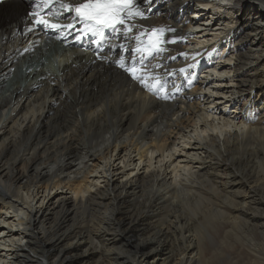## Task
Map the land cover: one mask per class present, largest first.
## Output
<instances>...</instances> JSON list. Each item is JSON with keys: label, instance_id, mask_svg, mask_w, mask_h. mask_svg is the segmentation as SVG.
Listing matches in <instances>:
<instances>
[{"label": "bare ground", "instance_id": "bare-ground-1", "mask_svg": "<svg viewBox=\"0 0 264 264\" xmlns=\"http://www.w3.org/2000/svg\"><path fill=\"white\" fill-rule=\"evenodd\" d=\"M36 3L0 7V264H237L230 234L264 264V0H136L116 47L145 27L174 41L144 61L152 91L76 51L37 71L67 37L32 25L21 51Z\"/></svg>", "mask_w": 264, "mask_h": 264}, {"label": "snow or ice", "instance_id": "snow-or-ice-1", "mask_svg": "<svg viewBox=\"0 0 264 264\" xmlns=\"http://www.w3.org/2000/svg\"><path fill=\"white\" fill-rule=\"evenodd\" d=\"M57 4L62 12L75 13L74 19L78 18L84 24V28L81 29L82 35L89 33L92 35H102L104 29H110L114 33L122 31L127 36L128 33L132 32L134 27L129 22L136 17L143 18V13L138 8L136 0H83L79 4L66 3L64 0H37L34 10L28 13L31 17L30 22L35 26H42L46 29L73 28V24L62 25L54 23L49 18L54 15L58 18V14L54 12ZM28 31H32V29L29 28ZM162 35L163 30L155 28L150 33L146 30L136 35L135 39L138 41V44L132 51L134 53V60L135 54L138 53L140 55L141 63L139 66L135 63L127 66L123 58L117 62L119 67L128 73L133 80L138 81L150 91L156 89L160 81L157 79L149 82L148 69L143 65L142 61L147 56L164 51V43L174 42L163 40ZM77 39H80V37L78 36ZM25 51H28V49H25ZM181 71L183 72L184 69H181Z\"/></svg>", "mask_w": 264, "mask_h": 264}, {"label": "rangeland", "instance_id": "rangeland-1", "mask_svg": "<svg viewBox=\"0 0 264 264\" xmlns=\"http://www.w3.org/2000/svg\"><path fill=\"white\" fill-rule=\"evenodd\" d=\"M160 16V15H159ZM50 68V70H51V67H49ZM259 97H260V95H259ZM222 206H224V207H226V205H224V204H221ZM227 209L229 208V207H226ZM230 209V208H229ZM219 222V221H218ZM216 225H219L218 223H216V224H214V228H209V230H210V232L214 235V236H216V233H214V229H215V226ZM203 229H204V226L200 229L201 231H203ZM224 229H226V230H229V228H228V226H225V228ZM231 236H233L232 234H230L229 236H228V240H226V241H224L225 243H227V245L226 246H224V247H226L227 249H225L224 250V255H225V257H224V259H223V262H227V261H231V262H233L234 263V261H237V264H249L248 262L250 261L249 260V256L248 255H251L248 251H247V249L245 248L246 246H240L238 243L236 244V242H235V240L233 239V240H231L232 238H231ZM219 237H222V233L219 235ZM257 240H259V235H258V237H257ZM232 241H233V243H232ZM257 242V241H256ZM235 243V244H234ZM209 245V244H208ZM228 245H230V246H228ZM235 245V246H234ZM209 247H211L212 248V246H208V248ZM211 248H209V250L211 249ZM249 248V247H248ZM250 249V248H249ZM210 251H212V250H210ZM228 255V256H227ZM232 255V256H231ZM227 260V261H226ZM242 261V262H241ZM247 262V263H246ZM216 264H218V263H216Z\"/></svg>", "mask_w": 264, "mask_h": 264}]
</instances>
